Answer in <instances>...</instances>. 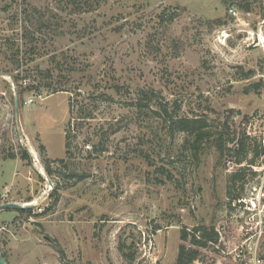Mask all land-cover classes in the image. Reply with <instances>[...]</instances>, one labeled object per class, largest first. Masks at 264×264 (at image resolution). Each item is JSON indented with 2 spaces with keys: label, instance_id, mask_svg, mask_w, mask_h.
<instances>
[{
  "label": "rangeland",
  "instance_id": "rangeland-1",
  "mask_svg": "<svg viewBox=\"0 0 264 264\" xmlns=\"http://www.w3.org/2000/svg\"><path fill=\"white\" fill-rule=\"evenodd\" d=\"M73 2L0 0V205L31 208L0 211L6 264H176L202 225L219 241L193 264H264V0ZM47 68L54 85L77 91L27 89L16 114L15 77L52 82ZM141 90L155 92L157 110L250 137L255 164L231 187L241 200L228 195L236 155L170 135L136 107ZM103 91L108 99H95Z\"/></svg>",
  "mask_w": 264,
  "mask_h": 264
},
{
  "label": "trees",
  "instance_id": "trees-1",
  "mask_svg": "<svg viewBox=\"0 0 264 264\" xmlns=\"http://www.w3.org/2000/svg\"><path fill=\"white\" fill-rule=\"evenodd\" d=\"M74 0V5L78 8L80 11H85L84 7L80 4H77ZM90 8L92 6L89 5ZM37 13L41 14V11L36 10ZM28 31L29 28H26ZM27 49V48H25ZM30 50V61L35 60L36 58V49L37 44L36 41L32 42L30 47L28 48ZM27 52H24L23 54L26 55ZM20 54L21 50L17 46L16 48V54H15V61H17V65L20 66ZM51 63L55 65L59 69V71L66 70V65L62 64L60 62V59H58V55L54 54L51 56ZM73 71V70H72ZM46 76L52 80V82H46L43 83L41 80L39 82L35 83L32 82L31 84H24L23 82H20L19 76L15 77V82L18 85V94H19V101L22 100V95L25 93L27 89H34L38 92L41 91L42 88L47 89L51 92H57V91H69V92H75L77 91L78 86L75 87H65L62 85H54V69L53 68H47L44 72ZM117 87V86H116ZM142 94H139V97L135 99V105L137 108H151L152 111L157 113L159 117L162 119L163 123L165 124L166 128L168 129V132L170 135H174L177 132H185L187 133L191 139L193 140V145L196 147L195 149L197 151L201 150L202 147L206 142L213 143L214 146L219 150L222 156L226 153V151H232L233 155H236L235 162L240 166L237 170L231 172L228 175V195L231 197L232 200H241L243 196L241 194H233V187L238 183L239 181H243V173L242 170L246 167L244 166V163L248 161L252 165L255 164L254 158L249 159L248 155L252 152L250 150V147L248 145L249 136L243 132L242 135L237 136V133L235 132L234 136H231V132L229 130L228 124H223L221 127L215 128V130H212L211 125L209 123V119L206 117H188V116H180L179 108L174 109L172 112L169 111V108L165 105L160 106V108L155 109L154 107H151L152 104H156V95L154 91H151V94H148V92H145L141 90ZM50 92V93H51ZM110 95L109 91H103V92H97L96 94H93V96L97 98H102L103 100H107ZM92 96V97H93ZM76 101L72 99L70 101L71 104V111H73L74 103ZM160 104V103H159ZM70 131H68L66 135V153L70 154ZM188 141V140H187ZM230 143H233V146H229ZM104 146L101 145L100 151L103 150ZM20 152L22 153V158L32 161V156L30 152L24 148L20 147ZM254 151V150H253ZM260 155V154H259ZM9 157H16V153H12L9 155ZM63 161V159H61ZM46 169L50 172L51 167L49 164H47ZM8 210V209H7ZM20 212H30L31 208H23V209H15ZM192 236L190 238V242L192 245L189 247L186 243H181L179 246V252L177 256L176 264H193L194 261H196L199 258L200 252L199 247H206L208 243H218L219 241V233L216 231L215 228H208L205 227V225H202L201 227L195 228L192 232ZM191 233L188 232L186 229H182V235L181 239L183 241L189 240V235ZM3 255V254H2ZM4 257V255H3Z\"/></svg>",
  "mask_w": 264,
  "mask_h": 264
},
{
  "label": "water",
  "instance_id": "water-1",
  "mask_svg": "<svg viewBox=\"0 0 264 264\" xmlns=\"http://www.w3.org/2000/svg\"><path fill=\"white\" fill-rule=\"evenodd\" d=\"M14 102H15V109H16V114H18L19 111V95L17 93H15V98H14ZM29 207L26 204H19V203H6V204H1L0 205V211L1 210H6V209H23V208H27ZM0 264H6L5 259L3 257V255L0 252Z\"/></svg>",
  "mask_w": 264,
  "mask_h": 264
},
{
  "label": "built area",
  "instance_id": "built-area-1",
  "mask_svg": "<svg viewBox=\"0 0 264 264\" xmlns=\"http://www.w3.org/2000/svg\"><path fill=\"white\" fill-rule=\"evenodd\" d=\"M30 101L32 102V101H33V99H31ZM255 264H262V260H260V259H257V260H256V262H255Z\"/></svg>",
  "mask_w": 264,
  "mask_h": 264
}]
</instances>
